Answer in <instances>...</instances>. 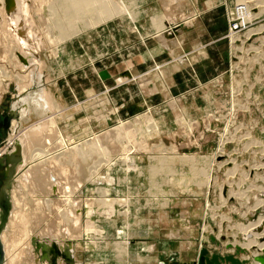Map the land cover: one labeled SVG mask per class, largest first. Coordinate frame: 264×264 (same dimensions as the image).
<instances>
[{
    "label": "rangeland",
    "instance_id": "1",
    "mask_svg": "<svg viewBox=\"0 0 264 264\" xmlns=\"http://www.w3.org/2000/svg\"><path fill=\"white\" fill-rule=\"evenodd\" d=\"M38 1L13 0L8 33L0 20V71L10 73L0 86V184L1 123L24 71L16 56L43 82L32 89L38 104L49 96L58 117L42 126L49 150L27 173L56 183L53 197L38 186L56 264H264V0ZM27 18L42 40L35 57L21 44Z\"/></svg>",
    "mask_w": 264,
    "mask_h": 264
},
{
    "label": "bare ground",
    "instance_id": "2",
    "mask_svg": "<svg viewBox=\"0 0 264 264\" xmlns=\"http://www.w3.org/2000/svg\"><path fill=\"white\" fill-rule=\"evenodd\" d=\"M25 1H28V0H25ZM38 1V0H37ZM18 2V1H17ZM38 2H41L40 0ZM22 3V2H21ZM47 3V2H45ZM19 4V3H18ZM27 5H29L27 2H26ZM43 4V3H42ZM31 5V4H30ZM29 5V6H30ZM36 5V3H35ZM39 5V4H38ZM41 5V4H40ZM13 6V0H0V20L2 22V32L3 34L5 33H8L9 30L11 29H8V26L10 27V24L11 22L9 23L8 22V19L7 17L8 16V9H12L11 7ZM24 6V5H22ZM21 6V7H22ZM33 6V5H32ZM17 7V6H16ZM20 7V5L18 6V8ZM20 7V8H21ZM40 7V6H39ZM43 6H41L42 8ZM31 7H29L27 10L29 11ZM37 8V7H36ZM46 8V7H45ZM14 9V7H13ZM26 10V7L24 8ZM19 10V9H18ZM17 10V11H18ZM22 10V8H21ZM20 11V10H19ZM18 11V12H19ZM37 11V10H36ZM35 11V12H36ZM16 12V11H15ZM22 12V11H21ZM20 12V13H21ZM30 12V11H29ZM32 12V11H31ZM34 12V11H33ZM38 12V11H37ZM40 12V10H39ZM13 13V11H12ZM17 13V12H16ZM19 13V15H20ZM26 13V12H25ZM28 13V12H27ZM24 14V12L22 13ZM21 14V15H22ZM40 14V13H39ZM19 15H15V16H18L17 18H19L20 16ZM27 15V14H26ZM29 15V14H28ZM34 15V14H33ZM36 15V14H35ZM34 15V16H35ZM31 16V15H30ZM30 16H27V17H30ZM13 17V16H11ZM25 18V16H23ZM22 18V17H21ZM31 18H33L31 16ZM11 20H13L11 18ZM10 20V21H11ZM18 20V19H17ZM21 20V19H19ZM18 20V21H19ZM36 19H34L35 21ZM38 22V21H37ZM40 22V21H39ZM17 23V22H16ZM41 23V22H40ZM33 24V22H32ZM29 18L27 19H24V22L23 24L21 25V27L23 28V33L25 36H20V38L22 37L23 39L21 40V44L23 42L26 43V47H29L31 52L30 54L32 53L33 56L35 57V52L36 51V44L34 45V43H36V39H35V36L32 34V25ZM1 26V24H0ZM45 26V25H44ZM37 27V26H36ZM17 28V27H16ZM35 28V26H34ZM38 28V27H37ZM21 29V28H20ZM36 30V29H34ZM46 30V29H45ZM44 28H43V31H45ZM19 31V30H17ZM160 31V30H159ZM158 31V32H159ZM48 32V31H47ZM46 32V33H47ZM162 32V31H161ZM160 32V33H161ZM0 33V34H1ZM22 33V34H23ZM39 33V32H38ZM35 34V33H34ZM163 34V33H161ZM39 35V34H37ZM1 36H4V35H1ZM41 36V35H39ZM34 38V42L31 44L32 41H30L31 39L30 38ZM47 37V36H46ZM1 38V37H0ZM4 38V37H3ZM19 38V37H18ZM42 39V38H41ZM3 40H6L5 38ZM15 40L18 41L17 38H15ZM20 40V39H19ZM39 41H42V40H39ZM39 41H38V45H39ZM6 42V41H4ZM30 43V45H29ZM42 43V42H41ZM13 44V43H12ZM11 45V44H10ZM37 45V46H38ZM45 45H48L47 43ZM44 45V46H45ZM51 45V44H50ZM24 46V45H23ZM21 46V47H23ZM12 47V46H11ZM41 46H39L37 49L38 52H40ZM9 48V47H8ZM25 48V47H23ZM45 48V47H44ZM47 48V47H46ZM5 49V48H4ZM27 50V49H25ZM56 50V49H55ZM6 51V50H5ZM12 52V51H10ZM7 53V52H6ZM15 54V53H14ZM25 55H28L26 53H24ZM23 54V55H24ZM41 54V53H39ZM20 55V54H19ZM38 55V54H37ZM36 55V57H37ZM41 56V55H39ZM14 58H16V61H17V66L20 67L21 69H23L24 71H22V74H17L16 75V80L18 82L17 84V89H18V93L16 92V87L14 89H12V92L15 93V96L18 98L16 100H14L12 102V107H14L13 109V116L11 117L10 121H9V124H8V127H7V131H6V138H5V141L2 142L3 143V146H2V151L3 153H8V152H12V151H15L16 148L15 146H18V148L20 149L21 148V156H22V160L16 165L15 167V174L13 176V179H12V185H11V190L10 192L8 193V199H9V204H10V209H9V212H8V216H7V220L0 232V242H1V245H2V248H3V255H4V258H3V262L2 264H45L46 261H42L41 260V252H42V248H46L48 249V252H50V246H53L50 244V242L46 239L44 240V238L41 236L42 235V231H44L45 229L43 230H40L41 227H43V222L45 217V212L44 210H47V212L49 211L50 209V206L46 205V203L42 200V197L39 191V188L38 186H41V181L43 184H45L46 186V191H48V195H50L51 193V196L52 194L54 193V190H53V186H56L54 184L56 183H53L50 178H52V176L50 175V173H46V175L44 174V171L42 172L41 170L40 171H36L34 174H35V179L32 181L30 180L28 177H27V173L29 172V168H32V170H35L34 169V166L37 168L40 166H38V163H40L41 161L45 160L44 157H46L45 153H46V149L48 148H44V144L43 142L45 141V138L47 137L46 134L45 136L43 137V133L42 131L44 132V127L47 125V124H51V126L54 128L56 127V120L55 118H58L56 117V115H54L55 113V110H52V108L50 107L51 106V103H50V100H49V96H48V99H45L44 101V104H41L39 105L38 104V98L36 97V93L35 91H32L33 88H37L39 90L42 89V86H43V82H39V81H36V77L34 74V71L35 70H30V69H27L26 65L25 64V61L27 62V60H25L23 58V62L24 64H22L19 59L15 56ZM34 59V58H33ZM29 60V59H28ZM35 60V59H34ZM46 63V62H45ZM33 64V63H32ZM16 65V64H15ZM29 67V65H28ZM39 67V66H38ZM30 70V71H26V70ZM18 73V72H17ZM10 77V73L5 71V70H2L0 71V86H4L3 89H6L9 85H10V80L7 81V79ZM38 77V76H37ZM42 80V79H41ZM1 92H3V90L1 91L0 90V94ZM20 93V94H19ZM2 96V95H1ZM41 107L43 108V110H39L38 107ZM56 106V105H55ZM52 107H53V104H52ZM19 109V110H18ZM18 110V111H17ZM36 115L38 116V118H41V119H45V120H41V121H45V123H43V125L40 124V126L36 127V125H29L27 128H23L22 130H24V132L26 130H32V134H39V135H36L38 136V141L39 142H36L37 143H41L42 147L41 148H35L33 149V142L31 141L32 138H33V135L29 138L30 140H28L23 131L22 130H19V128L21 127V125H23V123L27 122L29 119H30V116L31 115ZM50 116V117H49ZM58 116V115H57ZM51 118V120H50ZM60 118V117H59ZM48 122H46V120H48ZM40 120V119H39ZM59 120V119H58ZM61 120V119H60ZM133 120V119H132ZM131 120V121H132ZM130 122V120H129ZM135 122V118L132 122L130 123H134ZM35 123V122H34ZM38 123V122H36ZM58 125H59V122H58ZM44 126V127H42ZM47 127V126H46ZM130 128H128V130L130 129H135L136 128V125H134V127L132 126H129ZM48 128V127H47ZM59 129V128H58ZM127 129V128H126ZM138 129V128H136ZM50 130V129H49ZM133 130L132 133H133ZM51 131V130H50ZM55 131V130H53ZM51 131V132H53ZM136 131V130H135ZM134 131V133H135ZM51 132H48V133H51ZM56 132V131H55ZM58 132H60L58 130ZM140 133V131H138ZM54 133V132H53ZM128 134H130V132L127 131ZM133 133V134H134ZM58 134V133H57ZM137 134V133H136ZM140 135V134H139ZM55 136V134H54ZM131 136V135H129ZM128 136V137H129ZM138 136V134H137ZM49 137V136H48ZM51 137V136H50ZM135 138V136H133ZM42 138H44V141H42ZM53 138V136H52ZM75 138V137H74ZM127 138V136H126ZM62 140H64L63 137H61ZM71 139V138H69ZM73 139V138H72ZM89 139V138H88ZM93 139V137H92ZM130 139H133L132 137ZM28 140V142H27ZM85 140V139H84ZM54 141V140H53ZM52 141V142H53ZM56 141V140H55ZM58 141V140H57ZM68 142V140H66ZM96 141V140H95ZM129 141V140H127ZM70 142V141H69ZM83 142V141H82ZM80 143L81 146L80 148L78 149H81L83 148V151L85 149V147L87 146H90L91 144L88 143V141H84L83 143ZM47 143L49 144L48 140H47ZM51 143V142H50ZM56 143V142H55ZM66 143V142H65ZM91 143V142H90ZM141 143V141H140ZM53 144V143H52ZM74 144H77V143H74ZM89 144V145H88ZM107 144V143H106ZM56 145V144H55ZM67 145V144H66ZM65 145V146H66ZM69 145V144H68ZM71 145V144H70ZM113 145V144H112ZM111 145V146H112ZM47 146V145H46ZM50 146V145H49ZM48 146V147H49ZM64 146V147H65ZM78 146V145H77ZM84 146V147H83ZM110 146V145H109ZM52 147V146H51ZM59 147V146H58ZM106 147V146H105ZM50 148V147H49ZM56 149V148H53V150ZM62 149V148H61ZM60 149V150H61ZM72 149V148H71ZM75 150L77 148H74ZM49 150V149H48ZM47 150V151H48ZM103 150V149H102ZM63 151V150H62ZM82 152V156L84 155V152ZM57 152V151H56ZM80 152V153H81ZM95 152V151H94ZM54 153V152H53ZM76 153H77V150H76ZM103 153V152H102ZM52 154V153H51ZM79 155V154H78ZM77 155V156H78ZM50 156V155H49ZM48 156V157H49ZM103 156V155H102ZM61 157V155H60ZM91 157V156H90ZM105 157V156H103ZM51 158V156H50ZM56 158V157H55ZM58 158V157H57ZM77 158V157H76ZM84 158V157H83ZM86 158H89L88 156H85L84 159ZM59 159V158H58ZM58 159H53L54 161L58 160ZM83 160V159H82ZM107 161V160H106ZM50 162V161H49ZM65 162V161H64ZM43 163V162H42ZM46 163V161H45ZM51 164V162H50ZM54 164V163H53ZM108 165V164H107ZM106 165V167H107ZM126 166V164L124 165ZM128 166V164H127ZM40 168V167H39ZM38 168V169H39ZM124 168V167H123ZM128 168V167H127ZM119 169V168H118ZM126 169V168H125ZM50 170V169H49ZM120 170H124V169H121ZM52 171V170H51ZM108 169V173L111 172V177L114 178L115 180V177H117V175L115 174V171H110ZM128 171V170H127ZM130 171H128V174H129ZM126 173V172H124ZM128 174H125V175H128ZM124 175V174H123ZM51 176V177H50ZM119 176V175H118ZM121 177V176H120ZM111 179V178H110ZM121 179V178H120ZM126 179L127 176H126ZM55 182V181H54ZM44 187V186H43ZM42 188V186L40 187ZM43 190V188H42ZM45 191V190H43ZM12 194V195H11ZM41 194V195H40ZM47 195V194H46ZM12 196V198H11ZM53 197V196H52ZM115 197V196H114ZM113 197V198H114ZM46 198V197H45ZM51 198V197H50ZM47 201V200H46ZM49 201V200H48ZM118 203V202H117ZM120 203V202H119ZM48 204V203H47ZM116 204V203H115ZM48 206L46 209H44V207ZM81 209V208H79ZM87 209V208H86ZM77 213H79V210H76ZM82 212V211H81ZM80 212V213H81ZM86 212V211H85ZM62 214L65 212H61ZM76 213V212H75ZM76 213V216L78 215ZM79 213V215H80ZM63 214V216H65ZM67 215V214H66ZM74 215V214H73ZM72 215V217H73ZM61 216V215H59ZM250 218H254L255 216H249ZM44 218V219H43ZM66 218V217H65ZM63 218V219H65ZM72 220V218H70ZM43 220V221H42ZM66 221H67V218H66ZM40 222V223H38ZM71 222V221H70ZM68 223V222H66ZM72 223V222H71ZM101 224V223H100ZM69 225V224H68ZM73 225V224H72ZM97 225V224H96ZM104 226V225H103ZM45 227V226H44ZM107 227V226H106ZM72 228V227H70ZM74 228V227H73ZM72 228V229H73ZM101 228V226H100ZM100 228H97V229H100ZM110 228V227H108ZM106 228V229H108ZM68 229V228H67ZM75 229V228H74ZM96 229V228H95ZM94 229V230H95ZM96 229V230H97ZM105 229V228H104ZM68 233L70 232L69 230H67ZM75 232L77 231L74 230ZM72 232V231H71ZM70 232V233H71ZM106 232V231H105ZM118 232V231H117ZM123 232V231H122ZM67 233V232H66ZM69 233V234H70ZM104 233V232H103ZM115 233V232H114ZM124 233V232H123ZM69 234L67 237H69ZM106 234V233H105ZM71 236V234H70ZM72 236H73V232H72ZM76 236V235H75ZM74 236V237H75ZM123 238V237H122ZM69 240V238H68ZM67 241V240H66ZM35 243H40L38 247H36V244ZM117 243V242H116ZM123 243V242H122ZM128 244V243H127ZM72 245L74 246L75 244L71 242V240L69 242H65V239H64V243L62 245V249H63V252L67 253V256L69 258H74L75 255H74V251L72 249ZM117 245V244H116ZM55 251V248L52 247ZM123 250V249H122ZM53 251V252H54ZM122 253V252H121ZM125 253V252H124ZM53 254H56V251L53 253ZM119 254V252H118ZM123 254V253H122ZM126 254V253H125ZM113 255V253H112ZM111 255V256H112ZM110 256V257H111ZM118 255L116 254L115 258L117 257ZM120 256H122L120 254ZM123 257V256H122ZM125 257V255H124ZM113 258V257H112ZM60 260V259H59ZM105 262H106V259H104ZM109 261V260H108ZM51 264V263H49Z\"/></svg>",
    "mask_w": 264,
    "mask_h": 264
},
{
    "label": "water",
    "instance_id": "3",
    "mask_svg": "<svg viewBox=\"0 0 264 264\" xmlns=\"http://www.w3.org/2000/svg\"><path fill=\"white\" fill-rule=\"evenodd\" d=\"M13 116V112L10 113H6L3 116V121H2V142L5 141L6 138V131H7V127L9 124V121L11 119V117ZM16 150L15 151H10L8 153H3L4 155V162H5V172H4V178L1 181L0 184V232L7 220V216H8V212L10 209V204H9V199H8V193L11 190V185H12V179L13 176L15 175V167L16 165L22 160V156H21V148L19 149L18 146H15ZM36 247L39 246L40 243H35ZM53 246H50V252H48V249H46L45 247L42 248V252H41V260L42 261H48L51 264H56V254H53ZM219 257V256H218ZM3 248L0 242V264H2L3 262ZM217 257H214L212 260V263L218 264V262H216ZM221 260L223 261H230L232 264L234 263H238V261H236V259H234L231 256H225V257H219ZM257 260L260 261L261 263H264V256L262 257H257ZM210 263V264H212Z\"/></svg>",
    "mask_w": 264,
    "mask_h": 264
}]
</instances>
